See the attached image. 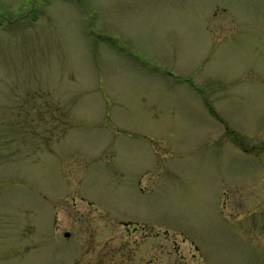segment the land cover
<instances>
[{
    "label": "rangeland",
    "instance_id": "obj_1",
    "mask_svg": "<svg viewBox=\"0 0 264 264\" xmlns=\"http://www.w3.org/2000/svg\"><path fill=\"white\" fill-rule=\"evenodd\" d=\"M76 263L264 264V0H0V264Z\"/></svg>",
    "mask_w": 264,
    "mask_h": 264
},
{
    "label": "flooded vegetation",
    "instance_id": "obj_2",
    "mask_svg": "<svg viewBox=\"0 0 264 264\" xmlns=\"http://www.w3.org/2000/svg\"><path fill=\"white\" fill-rule=\"evenodd\" d=\"M64 237H66V238H67V237H69V235H68V236H66V232H65V233H64ZM76 264H78V263H76Z\"/></svg>",
    "mask_w": 264,
    "mask_h": 264
}]
</instances>
